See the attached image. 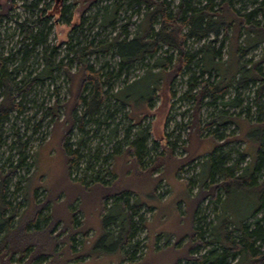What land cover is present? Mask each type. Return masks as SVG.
<instances>
[{"label":"rangeland","instance_id":"374dc122","mask_svg":"<svg viewBox=\"0 0 264 264\" xmlns=\"http://www.w3.org/2000/svg\"><path fill=\"white\" fill-rule=\"evenodd\" d=\"M260 1L257 0L256 3L254 0H235L234 7L240 13H245ZM119 4V0H0V55L8 58L6 66L11 73V80L17 82L22 76L30 78L41 71L44 67L43 56L47 54H50L53 65L58 64L60 60L65 64L66 58L73 56V52H69V49L76 48L75 42L79 36L84 39L81 45L92 42L93 46H99L109 42L120 29L132 33L142 18L140 15L142 11L134 13L132 9ZM112 5L117 7L112 24H104V6H108L109 10ZM42 9L44 10L41 11ZM38 18L43 23V42L33 45L29 39L22 41L24 32L19 25L24 21L29 22ZM259 19L263 23L262 18ZM70 25H75L73 30ZM37 31L38 29L34 30ZM218 41L220 43L219 38ZM230 43L231 41L226 38L220 49L219 59L223 67L226 65ZM237 43L241 51L246 44L243 32L239 33ZM200 44L201 42L193 40L191 47L198 48ZM216 47L218 48V43ZM263 53L264 42H261L248 48L241 58L243 61H255ZM160 54L164 53L160 52ZM85 59L94 69L102 68L103 73H112L110 84L112 95L102 111L103 116L107 118L106 123L100 124L92 120L84 123L85 146L81 165L85 167L86 158L97 153V159L94 158L91 162V168L97 169L101 166L100 173H103L113 162L112 172L116 175V181L113 185L86 186L80 181L69 178L61 146L67 124V111L61 106L69 102L71 94L75 92L78 76L70 81L64 71L60 69L53 71L51 78L38 81L32 87V91L25 98L28 101H25L21 115L16 116L11 113L9 120L0 128V165L7 159L10 162L16 158L12 145L14 137L12 128L18 130L20 142L27 141L31 152L35 150L33 167L19 170V175L26 179L25 186L20 183L19 190L14 191L13 185H10L6 196L10 205L5 216L9 214L12 206L20 204L18 216L13 220L9 233L10 239L16 243L28 241L35 251L45 250L49 255L48 264H176L179 260H183L189 249L187 240L193 227L195 194L200 185L199 178L200 180L204 178L199 175L201 161L214 149L216 141L206 136V133L199 136L192 128L184 126L189 123L192 109L191 102L178 99L188 88L186 77L177 78L173 82L171 90L175 97L172 107L166 101L165 85L157 87L158 96L149 107L152 90L157 88L151 84L155 79L154 76L149 73L143 74L147 68L157 71L152 67L153 60L136 62L131 68L119 73V56L112 51H97L85 55ZM233 60L231 56L230 65ZM262 67L264 68V64ZM69 69L71 73L75 72L76 64L71 63ZM138 77L141 78L124 86L125 83ZM161 77L164 80L163 74ZM217 79L216 75L212 78L213 81ZM248 92L249 90L241 91L240 108L247 102L243 95ZM232 95L231 89L229 96ZM116 97L125 98L129 102L128 105L122 107L121 101ZM55 103L60 107L57 109L58 116L52 120L48 108ZM82 110L83 107L78 106L74 109V113L79 116ZM221 110H227V115L239 112L238 108L207 106L202 109V122L209 120ZM183 111L185 113L182 115ZM251 112L255 114L253 107ZM102 114H97L95 118L103 120ZM244 115L242 112L238 116L239 119L236 121L238 127L228 125L225 131L233 132L234 135L239 134L240 139L246 141V143L235 141L229 146L232 149L231 160L242 157L244 160L242 164L247 163L250 157L253 158L258 144V137L252 132L253 128L244 129L246 123L242 119ZM138 120H141L148 132L146 147L149 160H153L155 154L162 151L166 139L159 143L161 137L167 133L169 140H174L178 136L174 157L167 160L164 168L160 169L162 171L158 177L131 173L124 162L125 153L119 152L125 146L123 140L127 132L126 128ZM113 128L115 133H111ZM135 129L136 125L128 132L130 139L134 138ZM78 137L79 131L75 124L70 134L73 144ZM39 139H42L43 143L37 147ZM154 141L160 145H155ZM115 146L118 147L119 154L113 161L111 154L115 153ZM242 152L245 154L242 155ZM105 156L107 159L103 160ZM190 159L196 160L189 166V171L177 173L178 168ZM147 166L149 164H146ZM184 168L186 169L187 166ZM81 173L78 171L75 175L79 176ZM86 173L88 174V171ZM203 175H206L205 171ZM105 177L109 180L110 174L105 173ZM187 177L192 178L191 192H188L186 187ZM106 182L109 184V181ZM122 188L132 192L130 202L137 200L144 205L141 213L145 218V226L140 225L136 230L140 251H136L134 261L122 260L123 252L120 249L119 239L126 235L121 236L117 230L110 232L111 230L108 229L109 232H106L105 221L101 217L102 197L106 193L112 195ZM43 201H48V220L44 222L39 218L38 227L26 230L27 226L33 223L35 214L44 205ZM107 201L108 205L112 203V199ZM215 209L220 212L219 206ZM200 210V215L205 217L206 222H212L214 225L215 212L208 199L201 202ZM73 211L76 225L72 224ZM46 212L44 210L43 214ZM118 214L119 217L122 215L119 204H113L107 211L108 217ZM122 218L126 221L125 216ZM45 225L49 226L42 228ZM54 225L55 227H52ZM52 228L54 233H51ZM16 258L17 256L14 255L13 259ZM181 264H184V261Z\"/></svg>","mask_w":264,"mask_h":264},{"label":"trees","instance_id":"16d2710c","mask_svg":"<svg viewBox=\"0 0 264 264\" xmlns=\"http://www.w3.org/2000/svg\"><path fill=\"white\" fill-rule=\"evenodd\" d=\"M119 3L132 9L134 13L142 11L140 14L142 18L135 30L129 33L120 29L109 42L99 46H93L92 42L83 46L81 44L84 39L79 36L75 42L76 48L69 49V52H73V56L66 58L65 64H62L63 60H60L58 64L53 65L50 54L44 55V67L41 71L30 78L22 76L15 82L14 79L11 80V73L7 70L8 58L0 55V128L9 120L11 113L16 116L21 115L25 101H28L25 98L36 82L51 78L53 71L58 69L64 71L65 75L71 79L70 81L78 76L75 92L71 94L69 102L61 106L67 111V124L61 146L69 178L80 181L86 186L113 185L116 181V175L112 172L113 162L108 169L105 171L103 169L104 172L100 173L101 166L97 169L91 168V162L94 158L97 159V153H94L86 158L85 167L81 165L85 146L84 123L92 120L105 124L107 118L103 116L102 111L112 95L110 93L112 73H103L102 68L94 69L86 59L84 60L85 55L97 51H112L119 56V73L131 68L136 62L153 60L152 67L157 71L147 68L143 75L149 73L154 76L155 79L151 84L155 88L165 85L166 101L170 107L175 97L171 90L174 80L186 77L188 88L178 99L191 102L192 109L189 114V123L184 126L192 128L193 132L199 136L206 133V136L215 139L216 145L201 161L199 175L204 178L201 180L199 178L200 185L195 194L193 227L187 240L189 249L183 256V260H179L176 264H181L182 261L184 264H264V214H262L264 212V68L262 67L264 53L255 61H243L241 58L248 48L264 42V0L245 13H240L234 7L235 0H217V2L215 0H119ZM116 8L112 5L108 10V6H104V24H112ZM19 26L24 32L22 41L29 39L33 45L43 42V23L40 18L29 22L24 21ZM74 27L75 25H70L71 30ZM35 29L38 31L34 32ZM240 32H243L246 40L241 51L237 43ZM226 38L231 43L227 50L226 65L223 67L219 57ZM193 40L201 42L200 47L192 48ZM160 52L164 54L161 55ZM231 56L234 60L230 65ZM71 63L76 64V71L72 73L69 69ZM162 74L165 76L164 80H162ZM215 75L218 79L213 81L212 78ZM141 77L125 83L124 86ZM158 88L152 90L149 107L158 96L156 95ZM231 89L233 95L229 96ZM242 90H249V92L243 95L247 102L240 108ZM116 99L121 101L122 107L129 103L125 98L116 97ZM78 106H82L83 110L79 116H76L74 109ZM207 106L238 108L239 112L227 115V110H221L209 120L202 122V109ZM59 107L55 103L48 108L51 119L58 116ZM252 107L255 114L251 112ZM242 112L245 114L242 119L246 121L244 129L253 128L252 132L258 137L254 156L251 158L247 153L250 158L245 164H242L244 161L242 157L231 160L232 149L229 146L235 141L244 143L246 141L240 139L239 134L225 132L228 125L238 127L236 121ZM184 113L185 111L181 114ZM97 114H102L104 119L95 118ZM75 124L79 137L73 144L70 134ZM134 125H136L135 135L130 139L128 132ZM126 131L123 140L125 146L119 150L126 155L124 159L126 166L131 173L158 177L162 171L160 169L164 168L167 160L174 157L178 136L174 140H169L167 133L161 137L159 143L166 139L162 151L155 154L153 160H149L146 147L148 132L141 120L130 124ZM12 133L14 136L12 145L16 158L10 162L7 159L0 165V203L2 205L0 208V264H48L49 255L45 253V250L35 251L28 241L16 243L10 239L9 233L13 220L18 216L20 204L12 206L9 214L5 216L10 205L6 196L10 185H13L14 191L19 190L20 183L25 186L26 179L19 175V170H28L33 167L35 151L31 152L27 141L20 142L18 130L12 128ZM111 133H115V128L111 130ZM42 143V139H39L37 147ZM154 144L160 145L157 141H154ZM117 149L118 147L115 146V153L111 154L113 161L119 154ZM244 154L245 152H242V155ZM105 159L107 156L103 157V160ZM103 160L100 161L103 162ZM195 160L190 159L184 162L177 173L189 171V166ZM146 164L149 166L146 167ZM206 165L208 166L204 168ZM185 166H187L186 169ZM78 171L82 173L76 176L75 173ZM204 171L206 175H203ZM105 173L110 174L109 180L105 177ZM106 181H109V184ZM185 181L188 192H191L192 178L187 177ZM130 195L132 192L127 188H122L112 195L106 193L102 197L101 212L106 232L117 230L121 236L126 235L119 239L120 249L123 252L122 260L126 261H134L136 251H140L139 240H136V230L137 227L145 224L144 215L141 213L143 204L137 200L130 202ZM109 199H112V203L108 205ZM205 199L213 205L216 220L214 225L212 222H206L205 217L200 215V204ZM42 203L44 205L32 221L34 225L31 223L26 230L38 227L39 218H42L44 222L48 220V201ZM113 204L120 205L122 213L120 217L119 214L108 217L107 211ZM216 206L220 207V212L216 211ZM44 210L47 211L45 214H43ZM123 216L126 217V221L122 218ZM72 218V224L76 225L74 211ZM48 226L45 225L42 228ZM208 228H210L209 231ZM14 255L17 256L16 259H13Z\"/></svg>","mask_w":264,"mask_h":264}]
</instances>
